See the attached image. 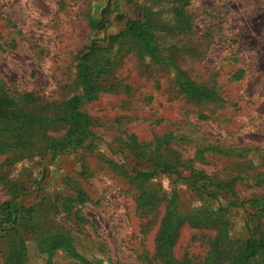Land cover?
<instances>
[{"label": "rangeland", "instance_id": "obj_1", "mask_svg": "<svg viewBox=\"0 0 264 264\" xmlns=\"http://www.w3.org/2000/svg\"><path fill=\"white\" fill-rule=\"evenodd\" d=\"M0 9V80L8 95L29 93L44 102H62L74 94L84 53L95 47L98 53L91 58L96 60L105 48L102 55L113 63L108 88L81 106L99 138L96 152L85 154L98 173L83 182L89 195L80 206L84 220L72 216L69 222L61 214L47 232H68L76 253L87 260L145 264L143 254L153 255L164 210L147 233L142 231L145 220L133 192L102 158L133 166L123 141L134 135L163 143V151L178 153L194 171L230 184L235 198L222 190L214 206L229 208L230 238H248L245 208L231 203L264 194V0H0ZM146 16L154 23L159 59L145 54L137 41L108 49L106 39L125 31L130 21L146 22ZM174 66L212 90L214 99L182 92ZM80 159L75 154L58 155L50 164L27 159L9 173L27 184L29 203H40L44 196L67 193L64 180L81 170ZM137 165L143 170L147 164ZM182 172L185 177L191 170ZM155 182L176 197L181 210L200 206L202 195L191 182L176 174H160ZM7 199L0 185V204ZM214 236V231L184 227L175 256L204 258ZM26 247V264L71 262L62 251L40 254L35 236H29Z\"/></svg>", "mask_w": 264, "mask_h": 264}, {"label": "trees", "instance_id": "obj_2", "mask_svg": "<svg viewBox=\"0 0 264 264\" xmlns=\"http://www.w3.org/2000/svg\"><path fill=\"white\" fill-rule=\"evenodd\" d=\"M136 22L130 21L125 31L106 39L108 49L111 50L116 44L130 47L131 41H137L142 43L140 48L145 54L159 59L160 49L156 44L152 18L146 16V22ZM103 51L108 50L104 48ZM103 51L100 54L103 59L98 57L96 60L91 58L98 53L95 47L84 53L73 83L74 94L62 102H44L29 93L8 95L6 84L0 80V158L3 159L0 163V185L8 195V199L0 204L2 264L27 263L26 242L29 236L37 237L40 254L51 257L62 251L71 259L69 264H102L96 259L80 257L71 245L68 232L50 233L46 229L48 224H55V219L58 220L61 214H65L69 222L72 216L74 220H84L83 215L80 216V206L89 202V195L83 182L98 173L91 169L85 154L91 156L96 152L95 141L99 138L93 131V118L81 106L93 101L109 86L114 68L111 57L102 55ZM174 69L177 73L175 84L182 92L202 101L214 99L212 90L190 81L178 67L174 66ZM123 148L133 157V166L102 158L109 169L122 178L123 186H128L129 191L133 192L134 202L145 220L142 231L147 233L164 210L153 255L143 254L145 264H264V194L241 203L237 200L231 203V206H243L248 217V238L232 239L228 236L230 218L226 214L229 208L214 206V202L224 194L223 191L232 193L235 198L230 184L222 185L194 171L190 162H183L178 153L163 151V143L142 142L136 136L129 135L123 141ZM62 154L81 156V170L64 180L67 193L44 196L40 203H29L27 184L10 177L11 167L33 158L50 164ZM138 162L147 165L140 170ZM181 170H191V173L184 177ZM160 174H176L180 179L191 182L192 187L202 195L200 206L193 210H181L176 197L170 196L155 182ZM261 185H264V177H261ZM247 204L250 207H246ZM186 226L215 232V236L208 239L209 250L204 258L187 254L183 258L175 256V247ZM48 264L51 262L48 261Z\"/></svg>", "mask_w": 264, "mask_h": 264}]
</instances>
